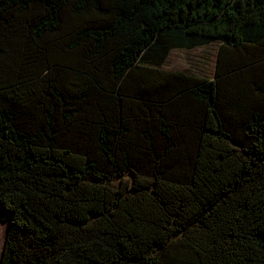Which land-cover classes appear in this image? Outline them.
Returning <instances> with one entry per match:
<instances>
[{"label": "trees", "instance_id": "obj_1", "mask_svg": "<svg viewBox=\"0 0 264 264\" xmlns=\"http://www.w3.org/2000/svg\"><path fill=\"white\" fill-rule=\"evenodd\" d=\"M0 213V264H264V0H0Z\"/></svg>", "mask_w": 264, "mask_h": 264}, {"label": "rangeland", "instance_id": "obj_2", "mask_svg": "<svg viewBox=\"0 0 264 264\" xmlns=\"http://www.w3.org/2000/svg\"><path fill=\"white\" fill-rule=\"evenodd\" d=\"M218 43L213 42L191 50L174 49L170 52L163 68L166 70L186 71L195 75L211 78L214 72ZM7 224L0 213V258Z\"/></svg>", "mask_w": 264, "mask_h": 264}]
</instances>
